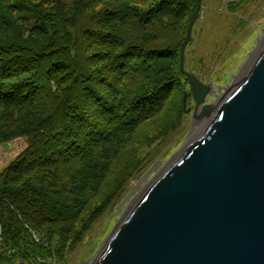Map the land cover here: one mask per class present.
Returning <instances> with one entry per match:
<instances>
[{
  "label": "trees",
  "instance_id": "trees-1",
  "mask_svg": "<svg viewBox=\"0 0 264 264\" xmlns=\"http://www.w3.org/2000/svg\"><path fill=\"white\" fill-rule=\"evenodd\" d=\"M196 4L0 0V264L65 261L179 125Z\"/></svg>",
  "mask_w": 264,
  "mask_h": 264
},
{
  "label": "water",
  "instance_id": "water-1",
  "mask_svg": "<svg viewBox=\"0 0 264 264\" xmlns=\"http://www.w3.org/2000/svg\"><path fill=\"white\" fill-rule=\"evenodd\" d=\"M199 8L197 0L180 46L195 109L208 86L185 70L184 54ZM94 264H264V43L203 132L114 227Z\"/></svg>",
  "mask_w": 264,
  "mask_h": 264
},
{
  "label": "rangeland",
  "instance_id": "rangeland-1",
  "mask_svg": "<svg viewBox=\"0 0 264 264\" xmlns=\"http://www.w3.org/2000/svg\"><path fill=\"white\" fill-rule=\"evenodd\" d=\"M63 1L68 3L71 0ZM263 40L264 0H244L235 6L227 4V0H200L199 14L185 49L184 68L194 74L203 85L208 86L202 106L209 105L212 108L226 95L237 74L247 65ZM183 95L185 112L179 125L173 131H169L164 138L140 149V155L147 159L143 169L134 172L124 191L90 226L82 242L67 259L50 264H94L109 235L129 208L161 175L177 154L192 142L197 127L205 122V117L208 115L201 122L204 110L199 112L200 106L195 109L188 81L184 86ZM159 118L160 115L158 120ZM148 132L153 131L148 128ZM27 144L23 137L0 144V168Z\"/></svg>",
  "mask_w": 264,
  "mask_h": 264
},
{
  "label": "bare ground",
  "instance_id": "bare-ground-1",
  "mask_svg": "<svg viewBox=\"0 0 264 264\" xmlns=\"http://www.w3.org/2000/svg\"><path fill=\"white\" fill-rule=\"evenodd\" d=\"M263 43H264V40H263V42L260 43L259 48L263 45ZM259 48H258V49H259ZM258 49H257V51H258ZM257 51H256V52H257ZM254 54H255V53H254ZM254 54H253V55H254ZM253 55H252V56H253ZM252 56H251V57H252ZM250 59H251V58H250ZM229 90H230V88L227 90V93L229 92ZM227 93H226V94H227ZM225 96H226V95H225ZM223 98H224V97H223ZM223 98H221V99L218 101V103H216L211 109H202L203 107L200 106V108H199V112L202 111V110H204V111H202V114H203L202 117H203V118L201 119V122L204 120V117H205V116H207V115H208V116L205 117V122H204L203 124L200 123L201 126H200V127H197L198 129L195 131V133L193 132V133H194V138L191 139L192 141H193L196 137H198V136L200 135V133L203 132V130L205 129L206 125L208 124L210 118L214 115V110H215L216 106L222 101ZM213 109H214V110H213ZM205 114H206V115H205ZM190 142H191V141H190ZM186 146H187V145H186ZM157 178H158V177H157ZM157 178H156V179H157ZM156 179H155V180H156Z\"/></svg>",
  "mask_w": 264,
  "mask_h": 264
}]
</instances>
